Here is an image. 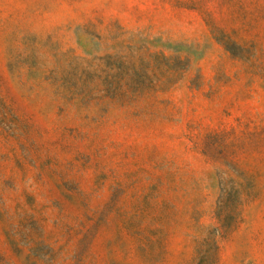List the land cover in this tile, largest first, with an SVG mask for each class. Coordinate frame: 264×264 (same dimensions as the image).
<instances>
[{
	"label": "rangeland",
	"instance_id": "obj_1",
	"mask_svg": "<svg viewBox=\"0 0 264 264\" xmlns=\"http://www.w3.org/2000/svg\"><path fill=\"white\" fill-rule=\"evenodd\" d=\"M0 264H264V0H0Z\"/></svg>",
	"mask_w": 264,
	"mask_h": 264
}]
</instances>
